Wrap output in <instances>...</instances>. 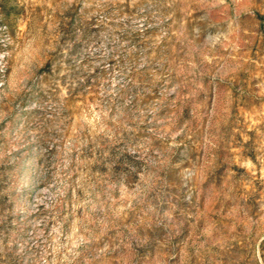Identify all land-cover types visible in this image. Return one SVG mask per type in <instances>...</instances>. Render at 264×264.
Returning <instances> with one entry per match:
<instances>
[{"label": "rangeland", "instance_id": "374dc122", "mask_svg": "<svg viewBox=\"0 0 264 264\" xmlns=\"http://www.w3.org/2000/svg\"><path fill=\"white\" fill-rule=\"evenodd\" d=\"M0 264H264V0H0Z\"/></svg>", "mask_w": 264, "mask_h": 264}]
</instances>
